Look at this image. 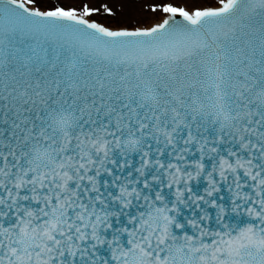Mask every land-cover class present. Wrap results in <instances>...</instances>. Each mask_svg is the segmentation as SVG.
<instances>
[{
    "label": "snow or ice",
    "instance_id": "obj_1",
    "mask_svg": "<svg viewBox=\"0 0 264 264\" xmlns=\"http://www.w3.org/2000/svg\"><path fill=\"white\" fill-rule=\"evenodd\" d=\"M150 10L0 0V264H264V0Z\"/></svg>",
    "mask_w": 264,
    "mask_h": 264
},
{
    "label": "rangeland",
    "instance_id": "obj_2",
    "mask_svg": "<svg viewBox=\"0 0 264 264\" xmlns=\"http://www.w3.org/2000/svg\"><path fill=\"white\" fill-rule=\"evenodd\" d=\"M159 0H40V7L49 10L50 6H64L80 10L83 4L93 9L90 21L104 24L112 29L147 28L159 23L164 15L153 13L150 6L158 3ZM173 3L184 6L186 10L195 8H206L214 6L216 0H172ZM111 9V14L107 9Z\"/></svg>",
    "mask_w": 264,
    "mask_h": 264
},
{
    "label": "water",
    "instance_id": "obj_3",
    "mask_svg": "<svg viewBox=\"0 0 264 264\" xmlns=\"http://www.w3.org/2000/svg\"><path fill=\"white\" fill-rule=\"evenodd\" d=\"M41 10H46V9H42L41 8ZM178 19H179V17H178ZM98 23V22H97ZM102 26H104V24H102V23H100ZM153 25H155V24H153ZM110 30H114V29H112V28H109ZM115 30H120V29H115Z\"/></svg>",
    "mask_w": 264,
    "mask_h": 264
},
{
    "label": "bare ground",
    "instance_id": "obj_4",
    "mask_svg": "<svg viewBox=\"0 0 264 264\" xmlns=\"http://www.w3.org/2000/svg\"><path fill=\"white\" fill-rule=\"evenodd\" d=\"M163 18H165V16Z\"/></svg>",
    "mask_w": 264,
    "mask_h": 264
}]
</instances>
